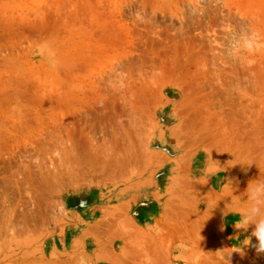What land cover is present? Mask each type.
Segmentation results:
<instances>
[{
    "label": "rangeland",
    "instance_id": "obj_1",
    "mask_svg": "<svg viewBox=\"0 0 264 264\" xmlns=\"http://www.w3.org/2000/svg\"><path fill=\"white\" fill-rule=\"evenodd\" d=\"M255 179L264 0H0V264H264Z\"/></svg>",
    "mask_w": 264,
    "mask_h": 264
},
{
    "label": "clouds",
    "instance_id": "obj_2",
    "mask_svg": "<svg viewBox=\"0 0 264 264\" xmlns=\"http://www.w3.org/2000/svg\"><path fill=\"white\" fill-rule=\"evenodd\" d=\"M231 191H235V183L232 180L227 182ZM236 207L239 208L240 220L238 223L244 232L251 229L249 235L244 239L243 247L255 249L257 255L264 254V180H253L249 182L246 190L241 193ZM255 239V243H253ZM240 248L237 252H241ZM226 255L221 258L224 264H230V260L225 259ZM231 257V255H227Z\"/></svg>",
    "mask_w": 264,
    "mask_h": 264
},
{
    "label": "crops",
    "instance_id": "obj_3",
    "mask_svg": "<svg viewBox=\"0 0 264 264\" xmlns=\"http://www.w3.org/2000/svg\"><path fill=\"white\" fill-rule=\"evenodd\" d=\"M176 178V177H175ZM152 186V185H151ZM150 185H143L141 188H139V189H137L138 190V193H140V192H144V191H147V189L148 188H150L151 187ZM178 190H177V189ZM128 190V189H127ZM167 193H170V192H175V193H181L182 191H181V189L178 187V186H176L175 187V185L174 186H172V187H167ZM133 196H135V195H133ZM132 198V197H131ZM156 198L155 197H153V199L152 200H155ZM158 205H159V203H158ZM167 207H166V205H165V207H163V212H164V210L166 209Z\"/></svg>",
    "mask_w": 264,
    "mask_h": 264
},
{
    "label": "bare ground",
    "instance_id": "obj_4",
    "mask_svg": "<svg viewBox=\"0 0 264 264\" xmlns=\"http://www.w3.org/2000/svg\"><path fill=\"white\" fill-rule=\"evenodd\" d=\"M108 18V17H107ZM138 19H141V18H138ZM112 20V19H111ZM118 25V24H117ZM39 26V25H38ZM140 26H143V25H140ZM93 27V26H92ZM108 27H110V26H108ZM122 27V26H121ZM112 28V27H111ZM123 28V27H122ZM82 29V28H81ZM125 29V28H124ZM121 30V29H120ZM89 31V30H88ZM123 31V30H122ZM139 31V30H138ZM153 31V30H152ZM107 33V32H106ZM122 33V32H121ZM156 33V32H155ZM175 34H178V33H175ZM108 35V34H107ZM131 35V34H130ZM129 35V36H130ZM154 35V34H153ZM105 36V35H104ZM120 36V35H119ZM123 36V35H122ZM125 36V35H124ZM123 36V37H124ZM101 37V36H100ZM117 37V36H116ZM151 37V36H150ZM106 38V37H105ZM152 38V37H151ZM127 39V38H126ZM169 39V38H168ZM117 41V40H116ZM121 41H122V39H121ZM162 41V40H161ZM167 41V40H166ZM127 42V41H126ZM137 42V41H136ZM159 42V41H158ZM103 43H104V41H103ZM157 43V42H156ZM183 44V43H182ZM116 46L118 45V44H115ZM119 46V45H118ZM123 47V46H122ZM194 47V46H193ZM109 48V47H108ZM154 50V49H153ZM147 51V50H146ZM183 51V50H182ZM167 52H168V50H167ZM166 52V53H167ZM186 53H187V51H186ZM151 54V53H150ZM157 55V54H156ZM191 56V55H190ZM143 57V56H142ZM198 59V58H197ZM185 60V59H184ZM199 60V59H198ZM152 61V60H151ZM171 66V65H170ZM166 67V66H165ZM167 68V67H166ZM3 153V152H2Z\"/></svg>",
    "mask_w": 264,
    "mask_h": 264
}]
</instances>
